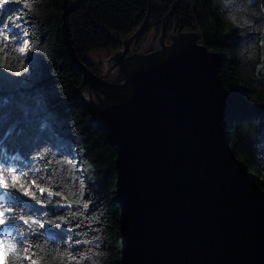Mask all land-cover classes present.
<instances>
[{
	"label": "trees",
	"instance_id": "1",
	"mask_svg": "<svg viewBox=\"0 0 264 264\" xmlns=\"http://www.w3.org/2000/svg\"><path fill=\"white\" fill-rule=\"evenodd\" d=\"M63 3L5 0L0 11V28L9 36L8 41L0 37V171L16 168L28 174L29 182L43 177L42 186L67 197H52L49 203L47 194L41 196L34 186L36 198L0 185V205L45 224L29 228L17 218L12 227L0 226V234L6 231L12 239L30 243L33 259L42 257L38 264H77L69 255L79 264H121L116 152L82 104L80 94L88 93V87L78 91L83 75L72 65L62 36ZM149 12L148 26L134 41L137 46L152 29L157 42L165 27L166 32L197 31L208 49L221 52V77L234 100L230 143L264 189V70L259 76L255 67L245 72L236 52L239 29L225 21L215 0H87L69 15L76 53L102 74L100 63L86 54L107 49L111 55L121 49L122 40ZM69 202L71 207L62 206Z\"/></svg>",
	"mask_w": 264,
	"mask_h": 264
},
{
	"label": "water",
	"instance_id": "2",
	"mask_svg": "<svg viewBox=\"0 0 264 264\" xmlns=\"http://www.w3.org/2000/svg\"><path fill=\"white\" fill-rule=\"evenodd\" d=\"M87 0H64L61 32L91 120L116 152L121 264H264V189L229 138L233 96L223 56L197 31L130 52L150 12L122 51L113 78L94 72L73 45L69 15ZM110 68V69H111Z\"/></svg>",
	"mask_w": 264,
	"mask_h": 264
},
{
	"label": "snow or ice",
	"instance_id": "3",
	"mask_svg": "<svg viewBox=\"0 0 264 264\" xmlns=\"http://www.w3.org/2000/svg\"><path fill=\"white\" fill-rule=\"evenodd\" d=\"M0 37H3V40L5 41L9 40V36L2 28H0ZM17 75H19V73H17ZM27 176V173H18L16 168H8L6 170L0 171V185H2L4 189L18 188L20 191H23L25 195L36 198V192L31 191V188L34 186L41 196H44L45 193L47 194L49 203H53V200L51 199L52 197H61L62 200H67V197L62 192L54 191L51 186H42L44 184L43 177L33 178L29 182L27 179H25ZM38 179L40 180L39 183L37 182ZM80 190L82 195V183ZM7 195H9L11 198V193H8ZM0 199H2V197H0ZM80 202L81 201L79 200L75 201L77 204ZM55 203L60 204L61 201L57 200ZM71 203L72 202H69L68 204L62 206L71 207ZM83 208L87 209L88 204L83 203ZM73 215H75V213H73ZM17 218L22 220L23 223L28 225L29 228H32L33 225H36L39 228L45 227V224L40 220H36L31 216L25 217L21 215L17 217L14 215L13 208L0 205V226L8 225L9 227H12L11 221L16 220ZM51 222L54 223V221ZM32 247L33 246L30 243L26 244L22 238L14 240L11 238V233L6 231L3 232V234H0V264H9V257H11L12 264H16V262L20 261L21 259L30 261V264H38V260L42 257L37 256L35 259H33V257L36 256V253L31 252ZM36 247L40 252L44 251V249L39 245ZM30 252L31 254H29ZM68 259L69 261L77 260V264H79V260L76 257L69 255Z\"/></svg>",
	"mask_w": 264,
	"mask_h": 264
},
{
	"label": "clouds",
	"instance_id": "4",
	"mask_svg": "<svg viewBox=\"0 0 264 264\" xmlns=\"http://www.w3.org/2000/svg\"><path fill=\"white\" fill-rule=\"evenodd\" d=\"M225 21L239 31L237 58L245 72L264 70V0H215ZM259 61V63H257Z\"/></svg>",
	"mask_w": 264,
	"mask_h": 264
},
{
	"label": "rangeland",
	"instance_id": "5",
	"mask_svg": "<svg viewBox=\"0 0 264 264\" xmlns=\"http://www.w3.org/2000/svg\"><path fill=\"white\" fill-rule=\"evenodd\" d=\"M3 2H5V0H3ZM3 2L0 3V11H1V8L3 6ZM160 36L161 35H159V37L157 38V42H154L155 38L157 37L156 31L153 29L151 31H149L144 38V41H145V43H143L144 49L147 51L150 47L160 45V43H159ZM122 49L123 48H121L120 51H122ZM111 55L109 54L107 49H96V50H92V51L88 52L86 54V59L91 60L93 63H97V64L100 63L101 73L103 75H106L108 73L106 76L108 78L114 79L118 74V70H117V68H111L112 64L108 60ZM84 95L88 96V93L86 92V93H84Z\"/></svg>",
	"mask_w": 264,
	"mask_h": 264
},
{
	"label": "flooded vegetation",
	"instance_id": "6",
	"mask_svg": "<svg viewBox=\"0 0 264 264\" xmlns=\"http://www.w3.org/2000/svg\"><path fill=\"white\" fill-rule=\"evenodd\" d=\"M178 31V29H174L173 31H169V32H167V37H166V42L167 43H169L170 42V35L172 34V33H176ZM159 43H160V41H159ZM160 47V45H156L155 47H151L150 49L152 50V49H157V48H159ZM149 49V50H150ZM135 51H139V52H147L145 49H144V47H143V43L141 44V45H139V46H137L136 44H135V42H133L132 43V45H131V48H130V52H135Z\"/></svg>",
	"mask_w": 264,
	"mask_h": 264
}]
</instances>
